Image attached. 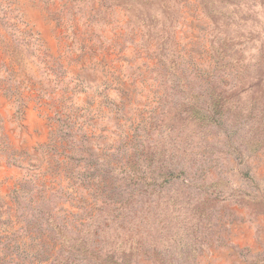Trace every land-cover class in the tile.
<instances>
[{"label":"rangeland","instance_id":"1","mask_svg":"<svg viewBox=\"0 0 264 264\" xmlns=\"http://www.w3.org/2000/svg\"><path fill=\"white\" fill-rule=\"evenodd\" d=\"M0 264H264V0H0Z\"/></svg>","mask_w":264,"mask_h":264}]
</instances>
